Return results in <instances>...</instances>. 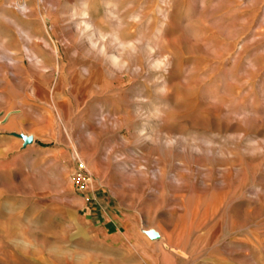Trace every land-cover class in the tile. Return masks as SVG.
I'll return each mask as SVG.
<instances>
[{"label": "rangeland", "instance_id": "374dc122", "mask_svg": "<svg viewBox=\"0 0 264 264\" xmlns=\"http://www.w3.org/2000/svg\"><path fill=\"white\" fill-rule=\"evenodd\" d=\"M124 253L264 264V0H0V264Z\"/></svg>", "mask_w": 264, "mask_h": 264}, {"label": "built area", "instance_id": "2783aa9c", "mask_svg": "<svg viewBox=\"0 0 264 264\" xmlns=\"http://www.w3.org/2000/svg\"><path fill=\"white\" fill-rule=\"evenodd\" d=\"M78 175L76 178V188L81 192L82 190L86 189L88 183L90 182V177L87 174L85 163L78 159Z\"/></svg>", "mask_w": 264, "mask_h": 264}, {"label": "water", "instance_id": "95a60500", "mask_svg": "<svg viewBox=\"0 0 264 264\" xmlns=\"http://www.w3.org/2000/svg\"><path fill=\"white\" fill-rule=\"evenodd\" d=\"M15 137L23 140V147L26 148L27 146L31 145L34 143V138L33 136H27L25 134H18V133H14L13 134ZM147 236L150 238V239H158L159 238V234L154 232V231H149L147 233Z\"/></svg>", "mask_w": 264, "mask_h": 264}, {"label": "crops", "instance_id": "0c3cea01", "mask_svg": "<svg viewBox=\"0 0 264 264\" xmlns=\"http://www.w3.org/2000/svg\"><path fill=\"white\" fill-rule=\"evenodd\" d=\"M17 138V137H16ZM19 139V138H18ZM36 143V139L34 140V143L33 144H35ZM33 144H31V146L33 145ZM30 146V145H29ZM28 147V146H27ZM111 224H110V221H107L106 223H105V226H110ZM130 241V240H129ZM144 252H141V251H139L138 252V254H139V258L140 259H142L143 258V254ZM124 256L122 257V259H124V260H126L127 262H128V264H141V263H136L135 262V258L131 255V254H123ZM144 259V258H143Z\"/></svg>", "mask_w": 264, "mask_h": 264}, {"label": "bare ground", "instance_id": "6f19581e", "mask_svg": "<svg viewBox=\"0 0 264 264\" xmlns=\"http://www.w3.org/2000/svg\"><path fill=\"white\" fill-rule=\"evenodd\" d=\"M85 16H86V13H83ZM86 25H90V22L89 21H86ZM102 35V34H101ZM100 35V36H101ZM103 37V36H102ZM116 39V38H115ZM118 41V40H117ZM95 41H93V43H94ZM96 44V43H95ZM99 45V44H98ZM103 48V47H102ZM27 52H29V56H30V59H31V61H32V64H34L35 66H39L40 64H41V60L39 59V57L34 53V52H32V51H30V50H28L27 49ZM27 54V53H26ZM28 55V54H27ZM118 55V54H117ZM110 57H112V56H110ZM118 57V56H117ZM121 58V57H120ZM29 59V60H30ZM113 59H115L114 57H113ZM117 59V58H116ZM112 60V59H111ZM117 61V60H116ZM120 61V60H119ZM112 62V61H111ZM113 63V62H112ZM42 65V64H41Z\"/></svg>", "mask_w": 264, "mask_h": 264}]
</instances>
